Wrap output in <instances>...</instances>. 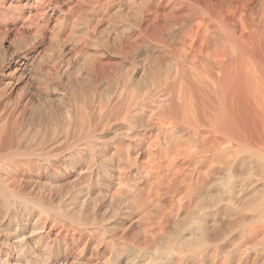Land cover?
<instances>
[{"label":"bare ground","instance_id":"6f19581e","mask_svg":"<svg viewBox=\"0 0 264 264\" xmlns=\"http://www.w3.org/2000/svg\"><path fill=\"white\" fill-rule=\"evenodd\" d=\"M110 1L76 0L66 18L55 19L52 34L39 24L32 27L41 15L38 6L24 11L14 38L9 31L2 37L8 45L19 39L25 45L6 54L0 44V61H6L1 66L9 71L0 90V234L12 230V244L20 256L26 254L27 227L33 234L55 229L63 181L85 179L109 160L103 173L118 185L112 201L120 192L134 194L132 206L144 214L153 209L158 225L166 213L190 207L158 245L145 249L149 263H182L191 258L190 249L201 251L228 234V227L242 226L250 238L259 237L264 232V0H113L124 21L132 13L126 24L132 31L117 36V47L123 58L133 54V70H112L100 57H86L69 77V93L55 97L57 106L49 93L55 79L43 74L45 40L57 41L49 48L56 60L68 37L57 23L79 21L83 6ZM41 74L46 95H37V102L30 95L11 101L17 92L13 79ZM87 208L83 201L71 222L87 226L94 220ZM70 231L72 239L82 240L83 230Z\"/></svg>","mask_w":264,"mask_h":264},{"label":"rangeland","instance_id":"374dc122","mask_svg":"<svg viewBox=\"0 0 264 264\" xmlns=\"http://www.w3.org/2000/svg\"><path fill=\"white\" fill-rule=\"evenodd\" d=\"M34 1L35 0H0V44L7 49L6 54H10L11 50L13 51L14 48L20 45H25L20 39L15 41L14 44L8 45L2 37L7 34L6 31H9L7 36L14 38L16 28L18 29L20 25L17 24V22L21 20L26 12V14H28L30 10L35 12L37 10L36 8L41 6L38 7V9L40 8L39 14H41L39 15V21L32 25V27L39 24L40 27L42 26L41 28L47 27L51 33L56 29L54 21L65 14L68 16V13H71L70 10L75 6L76 2V0L74 2H72V0H48V2L47 0H39L42 2V4H40V2L37 3ZM31 3L37 4L34 7V4ZM105 5H102L100 2V4L98 3L94 6L95 9L92 7L93 10L91 7L89 9V7L83 6L84 9L82 7L81 9L83 10H81L80 13L81 15L84 14V16L89 15V17L86 16L87 20L79 19L83 16L78 15L77 18L79 21L75 20V22L69 23L63 19L62 24H60V22L57 23V30L67 33L68 37H66L67 39L64 37L65 39L63 38V40H61V44L65 45L66 49L57 56L56 60L52 58V53L49 48L54 46L53 43L56 44L57 41L53 37H51L53 40L51 38L45 40L41 55L44 71V65L46 63L47 70L45 72L43 71V74L48 78L53 77V80L55 79L54 85L51 86L52 88L50 87L52 91L49 90L51 97L55 98L61 94L63 90L69 93V77L73 78V76L78 73L77 66L79 62L86 57L92 58L91 56L96 55V57H100L104 60L107 68H113L112 70H114V68L120 69L122 72H127L129 69L130 71L133 70V65L131 66L130 63V57H132L133 54L132 56L123 58V56L118 54L117 47L119 41L117 36L122 35V33H131L132 31L130 27L126 26L132 19V13L129 12L124 17L125 20H127V18L129 19L127 22L124 21L123 18H120V13L117 12L118 15L116 14V11H118L116 9L118 8L113 0ZM43 9L46 10V12ZM97 13H99V16H97ZM66 16H64V18H66ZM64 22H68L69 24H65ZM58 25L60 27H58ZM123 30L125 32H123ZM2 55V52H0V59H2ZM3 62L6 61L1 60L0 66ZM141 62L144 63V61H139V70L142 67ZM49 63L51 66H49ZM57 66L60 69H58L54 75V68ZM125 67H128V69ZM0 68L2 69H0L1 90V88L5 86L2 82L4 80H6V82L8 81L9 71H7L8 69L5 67H3L5 68L3 69L2 66ZM42 76V74L41 76L36 75L34 76L35 79L33 77L30 79L24 77L13 79L17 87V95L14 93L15 97H13L11 101H14L16 96L26 97L30 95L33 97L34 101L37 102V95H46L44 91H47V84L44 82V77ZM1 99L2 97L0 96V100ZM55 99L54 102L57 103V106H60V102L57 101V98ZM107 161L109 162V160ZM108 162L107 164H109ZM91 164L93 165V163ZM107 164H105V166ZM105 166L102 165L100 168L98 167V169L95 168L94 173L85 179L73 177L63 181L60 188L64 199L58 198V200L55 201L56 208H58L57 210L59 212L58 223L55 225V229L51 231L50 234L46 233L43 229L35 230L33 234L32 227H27L25 233L28 239L29 249L26 250V254L20 256L15 246L12 244L11 237L9 236L12 230L10 232H2L0 234V253L2 256L0 264L3 262V259L7 257V251L10 255H8L5 264H155L149 263L151 254H146L145 249L151 245H158L161 239L165 238L167 235V231L173 228L174 223L186 217L185 214L187 211H190V207L185 205L180 208L178 212L175 211L173 215H168L166 213L164 217L166 220H170L168 221L169 224H167L168 222H165V220L160 221V225H158V223H156L158 220V213L156 211L154 214L152 209L144 214L140 213L138 209L132 206V202L135 200L132 197L136 198L134 194L132 195L130 192L128 194L126 191L123 193L120 192L116 195L117 198L115 201L110 199V195L117 192L118 185L115 184L110 175L103 173ZM97 172L100 174L99 176ZM83 201H87V210L90 211L87 212L90 215L94 214V220L90 221L87 226L73 224L70 220L71 218H69L71 215L75 214V212L79 211ZM193 201L199 202L200 200L194 198ZM93 216H90V218L93 219ZM152 218L156 221L153 222L152 220L151 223ZM146 223H149V225L152 224L149 226L150 229L148 227L144 229ZM64 226H68L67 229H69V231ZM234 227L233 229H231L232 227H228V229H226L228 234L225 233L227 234L226 236L224 234L223 238L209 244L202 249L203 251L196 252V249H190V251H193H191L192 253L188 252L189 254L187 253V255L191 256V258L185 259V263L182 262L179 264H188L190 262V264H264V232H262L259 237L250 238L249 234L243 233L244 228H242V226H239V228L238 226ZM78 229L84 232L82 240L72 239V233H69L71 232L70 230H74L76 231L74 233L78 235ZM55 233H59V236L56 238ZM135 245H138L139 248H134ZM242 248L245 249L247 253L240 255L238 250L245 252ZM202 252L204 253L202 254ZM196 253L198 256L195 255ZM256 253L257 255H255ZM246 254H252V257L249 255L247 258ZM187 255L185 258L189 257H187Z\"/></svg>","mask_w":264,"mask_h":264}]
</instances>
